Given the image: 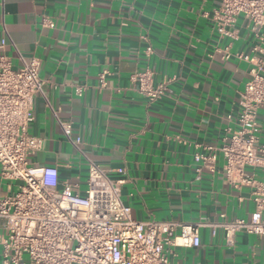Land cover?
I'll return each instance as SVG.
<instances>
[{
    "label": "crops",
    "instance_id": "0c3cea01",
    "mask_svg": "<svg viewBox=\"0 0 264 264\" xmlns=\"http://www.w3.org/2000/svg\"><path fill=\"white\" fill-rule=\"evenodd\" d=\"M215 5L213 0H0V56L14 66L17 52L38 59L50 104L34 96L28 133L41 139V147L29 155L30 165L55 166L59 187L78 183L80 194L87 159L123 168L110 177L124 179L121 199L136 220L249 219L250 188L227 182L221 154L212 170L203 168L195 178L194 153L208 154L203 147L219 146L227 129L236 126L251 64L235 54L263 56L254 47H264V27L253 32L239 16L236 39L220 38L201 15ZM42 17L54 26H43ZM227 42L231 56L225 59L221 48ZM146 68L155 82L173 78L152 103L130 79ZM77 86L83 87L80 96ZM57 118L72 122L85 156L66 139ZM258 122L264 140V108ZM18 184L3 177L0 167V199ZM170 264H264V236L239 232L227 246L221 229L205 226L198 246L172 247Z\"/></svg>",
    "mask_w": 264,
    "mask_h": 264
},
{
    "label": "built area",
    "instance_id": "2783aa9c",
    "mask_svg": "<svg viewBox=\"0 0 264 264\" xmlns=\"http://www.w3.org/2000/svg\"><path fill=\"white\" fill-rule=\"evenodd\" d=\"M213 1L216 5L201 15L211 20L218 37L236 39L233 27L239 16L253 32L264 27V0ZM41 24L54 26L47 17L41 18ZM230 46L227 42L221 48L225 59L231 56ZM254 51L263 56L235 54L251 64L250 78L240 93L236 126L227 129L219 146L203 147L208 154L197 151L193 157L199 180L202 169L212 170L221 154L227 182L237 189L250 188L253 211L249 219L192 223L133 219L121 199L124 179L110 177L113 172L123 173V168H106L87 159L86 188L80 194L78 183L59 187L55 166L30 165L29 155L41 147V139L28 133L34 96L41 95L50 106L39 76L40 62L17 52L19 65L14 66L10 58L0 56L1 174L19 183L14 193L0 199V264H170L172 247L198 246L205 226L221 229L227 246L234 245L239 232L264 236V174L257 173H264V140L258 122V112L264 108V47L256 45ZM130 79L136 82L138 94L152 103L166 93L173 78L155 82L154 72L146 68ZM76 92L82 95L83 87L77 86ZM57 121L66 139L85 156L80 136H73L72 122Z\"/></svg>",
    "mask_w": 264,
    "mask_h": 264
}]
</instances>
